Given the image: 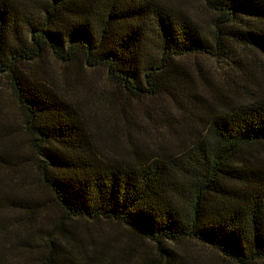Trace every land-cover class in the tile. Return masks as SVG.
I'll list each match as a JSON object with an SVG mask.
<instances>
[{
    "label": "trees",
    "instance_id": "obj_1",
    "mask_svg": "<svg viewBox=\"0 0 264 264\" xmlns=\"http://www.w3.org/2000/svg\"><path fill=\"white\" fill-rule=\"evenodd\" d=\"M204 2L216 14L208 27L165 0H0V79L24 116L0 123V166L23 180L0 186V264H117L73 229L92 221L154 243L162 264H197L176 246L186 240L232 264H264V166L248 154L264 148V96L205 76L201 92L183 61L207 55L244 70L250 52L264 60V0ZM49 56L104 68L131 98L169 101L145 108L147 127L129 100L106 95L102 123L78 90L53 83ZM236 92L244 97L229 104ZM39 185L58 222L31 195Z\"/></svg>",
    "mask_w": 264,
    "mask_h": 264
},
{
    "label": "rangeland",
    "instance_id": "obj_2",
    "mask_svg": "<svg viewBox=\"0 0 264 264\" xmlns=\"http://www.w3.org/2000/svg\"><path fill=\"white\" fill-rule=\"evenodd\" d=\"M18 1L24 5L33 3V0ZM165 1L173 6L183 8L190 14L195 13L204 27L211 25L210 21L216 15L206 7L204 0ZM183 61L187 69L190 70L192 77L195 80L197 87L199 86V91L201 92H205V86H207V80H204L203 78V76H205L216 85H218L219 80H229L232 83L234 82V88L237 90L242 89L243 85H245L249 86L252 91L259 96H264V60L257 54L252 52L248 54L247 59L244 60V70H232L227 67L225 63L207 55H190L184 57ZM43 66L47 68L46 70L51 75L53 83L59 88L66 91L78 90V97L82 105L88 110H97V113L101 114L103 117V120L101 121L102 123H104L106 119H109L111 115V111L106 110V106L103 104V98L106 95L110 97H118L119 103H126V101L129 100V104L131 105L129 108L130 111L137 113L135 114V118H138L141 121L140 125H146L147 127H151L152 124L147 121L149 115H147L145 108L148 107L149 109H152L156 106L159 110L160 105H164L169 101L166 97H158L155 99L148 98L142 101L129 97L123 88H120V86L109 80L106 70L102 67L78 69L75 68L74 65L60 63L52 56L48 57V61H46ZM7 85L8 83L6 80L0 79V87L3 88L0 96V107L2 109L0 123L13 124L14 127H17V124L23 120L24 116L21 108L13 97L11 89H9ZM240 97H244V95L240 92H236V94L230 98L229 104L242 99ZM169 109L171 110L170 106ZM153 129L154 125L151 130ZM26 136V134H22L19 139L24 140L26 139L24 138ZM166 139L167 137L164 136V140ZM24 141L20 142L18 140L14 143V147H22ZM176 143L175 140H171L168 141L166 145L175 146ZM248 154L253 156L256 163L264 166V148H251L248 151ZM28 173L33 174L35 172L34 170L32 172L29 170L24 171L23 177L28 175ZM19 177L20 175L13 172L11 173L9 169L0 166L1 188L8 189L14 185L15 190H20L22 188L20 184H23V180H19ZM37 192L41 195L33 191L31 195H37L40 197L44 196L47 198V203L50 204V198L46 195L48 192L42 187V185L38 186ZM59 213L60 211L50 204L47 213L48 219L51 217L53 223L58 222ZM73 229L79 235L86 236L87 242L85 246H94L95 244H92V241L90 240L93 238V241H95L98 246L114 250L117 257V264L163 263L160 260V256L157 253L156 245L154 243L137 238V236L131 234L116 223L93 221L89 223H75ZM89 241L91 242V245L88 244ZM176 246H178L177 248L180 252L186 256H190L197 264H232L222 260L210 249L191 240L182 241L181 243L176 244ZM75 252L78 255L80 254L78 251Z\"/></svg>",
    "mask_w": 264,
    "mask_h": 264
}]
</instances>
